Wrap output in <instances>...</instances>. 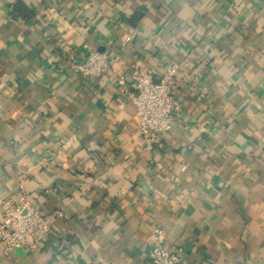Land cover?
Returning <instances> with one entry per match:
<instances>
[{"label":"crops","instance_id":"obj_1","mask_svg":"<svg viewBox=\"0 0 264 264\" xmlns=\"http://www.w3.org/2000/svg\"><path fill=\"white\" fill-rule=\"evenodd\" d=\"M85 44L99 78L66 60ZM133 64L178 67L152 149ZM22 193L61 237L0 264H148L155 228L182 264H264V0H0V220Z\"/></svg>","mask_w":264,"mask_h":264},{"label":"built area","instance_id":"obj_2","mask_svg":"<svg viewBox=\"0 0 264 264\" xmlns=\"http://www.w3.org/2000/svg\"><path fill=\"white\" fill-rule=\"evenodd\" d=\"M84 55L79 60L75 54L67 53L66 60L71 62L72 70L81 78H99L108 67L107 50L99 52L85 44ZM177 65L167 67L158 78L150 70L133 64L130 69L132 89L127 98L135 107L138 131L146 149L159 143V135L170 131L176 123L181 104L174 89ZM118 83L124 85L123 78ZM0 251L7 254L13 249L38 252L51 237L60 238L54 223L63 215L60 207L43 211L41 207L22 193L15 201L1 202ZM148 264H182L179 251L166 245L163 230L155 228L152 249L148 254Z\"/></svg>","mask_w":264,"mask_h":264}]
</instances>
